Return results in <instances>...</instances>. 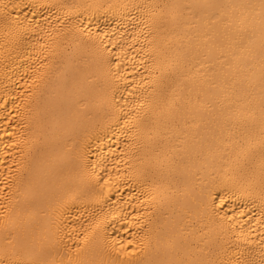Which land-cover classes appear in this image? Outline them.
Returning a JSON list of instances; mask_svg holds the SVG:
<instances>
[{
    "label": "bare ground",
    "instance_id": "1",
    "mask_svg": "<svg viewBox=\"0 0 264 264\" xmlns=\"http://www.w3.org/2000/svg\"><path fill=\"white\" fill-rule=\"evenodd\" d=\"M0 264H264V0H0Z\"/></svg>",
    "mask_w": 264,
    "mask_h": 264
}]
</instances>
